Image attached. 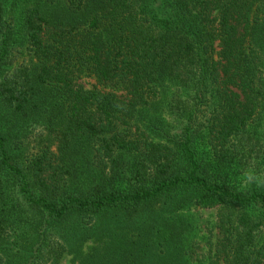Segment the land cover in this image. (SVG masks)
<instances>
[{
	"label": "trees",
	"instance_id": "trees-1",
	"mask_svg": "<svg viewBox=\"0 0 264 264\" xmlns=\"http://www.w3.org/2000/svg\"><path fill=\"white\" fill-rule=\"evenodd\" d=\"M263 169L264 0H0V264L148 203L218 205L210 264H264ZM139 236L125 264L189 254Z\"/></svg>",
	"mask_w": 264,
	"mask_h": 264
},
{
	"label": "rangeland",
	"instance_id": "rangeland-1",
	"mask_svg": "<svg viewBox=\"0 0 264 264\" xmlns=\"http://www.w3.org/2000/svg\"><path fill=\"white\" fill-rule=\"evenodd\" d=\"M82 82L85 87L91 88L94 80L84 77ZM39 128L24 127L26 135L22 138V147L25 154L35 151L39 146L37 141L42 137ZM252 160L256 165L257 159ZM253 167L251 162H246L244 175L248 178L256 176ZM261 173H264V169ZM158 209V204L148 203L141 206V212L135 215L107 211L97 215L92 222L84 221L79 227L76 225L82 238L74 235V246H69L68 251H59L58 242L54 238H47L46 247L40 251V255L43 259L45 257V264H125L122 256L126 246H129L125 245V236L133 242L140 239L139 235H149L154 243H165L168 237L173 240L180 238L189 251L184 264H210L215 257V244L221 235L218 227L219 206L194 205L171 211L168 204ZM174 230L176 234H172ZM156 255V260H160L162 254H159L158 248ZM133 257L136 258L137 254Z\"/></svg>",
	"mask_w": 264,
	"mask_h": 264
},
{
	"label": "clouds",
	"instance_id": "clouds-1",
	"mask_svg": "<svg viewBox=\"0 0 264 264\" xmlns=\"http://www.w3.org/2000/svg\"><path fill=\"white\" fill-rule=\"evenodd\" d=\"M249 179H251V176H249Z\"/></svg>",
	"mask_w": 264,
	"mask_h": 264
}]
</instances>
